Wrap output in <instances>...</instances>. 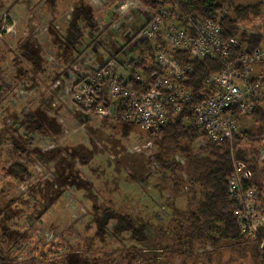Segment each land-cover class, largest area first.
<instances>
[{
    "label": "rangeland",
    "instance_id": "obj_1",
    "mask_svg": "<svg viewBox=\"0 0 264 264\" xmlns=\"http://www.w3.org/2000/svg\"><path fill=\"white\" fill-rule=\"evenodd\" d=\"M223 1L234 3V7L261 2L218 3ZM79 7L94 20L97 32L91 38L88 27L80 23L85 40L77 46L70 65L64 61L67 47L58 35H65ZM262 11L264 22V6ZM154 12L144 0H0V226H13L25 237L14 247L19 261L27 263L43 247L49 256L67 264H178L175 253L190 254L184 264H197V253L203 261L212 251L210 246L194 244V252L187 253L181 244V229L187 227L197 203L188 201L192 187L184 171L170 174L156 163L160 136H152L154 154L149 155L147 132L136 129L125 136L124 125L117 118L101 113H113L112 105L119 101L110 86L116 74L132 76L137 72L132 67L128 71L136 50L124 54V48L119 47L129 41V32L133 36L136 28L146 27V14ZM257 25H241L240 30L257 35ZM237 39L246 49L241 35ZM261 54L263 59L254 64L253 74L264 79V51ZM32 58H37L35 69L30 66ZM115 67L123 71L114 72ZM105 69L108 78L103 79L100 76ZM91 81L100 88L103 101L99 104L107 106L89 102L84 86ZM33 112L47 114L49 133L26 131ZM238 121L244 139L239 140L235 155L256 173L258 199L264 200L262 174L255 170L264 164V158L260 159L264 145L256 140L263 128L253 116H240ZM184 123L187 125L186 120ZM245 133L256 138L248 139ZM202 147L199 142L191 154L200 155ZM181 159L185 161L180 154L172 156L178 164ZM17 163L27 170L21 181L9 176L11 169L20 172ZM194 190L199 197L200 190ZM107 208L132 218L135 230L147 227L146 246L130 234L115 238V221L103 228L104 236L97 237L96 219ZM260 211L264 220V205ZM244 238L247 243L241 246L245 252L264 254L263 239ZM240 255L244 256L243 251L224 252L221 262L247 264Z\"/></svg>",
    "mask_w": 264,
    "mask_h": 264
},
{
    "label": "trees",
    "instance_id": "obj_2",
    "mask_svg": "<svg viewBox=\"0 0 264 264\" xmlns=\"http://www.w3.org/2000/svg\"><path fill=\"white\" fill-rule=\"evenodd\" d=\"M179 1L188 13L195 16L198 14L202 18L219 22L224 31L225 39H237L241 35V42L246 45V49L242 48V44L239 39H237L239 42L238 47L233 50V59L235 63H237L238 58H240L243 53L255 56L264 49V22L262 21L264 0H261V2L255 6L249 7H234V3L228 4L226 1L219 4L218 0ZM235 1L236 0H233V2ZM144 2L147 3L148 6L150 5L151 9L155 11H159L161 7L173 4L172 0H144ZM229 6H231V8ZM224 7H229L228 12H223ZM232 14L234 19L231 18ZM183 22L186 23V21ZM80 23H85V26L88 27L90 30L88 34L91 38H93L95 31L97 32V25L93 19H90L87 16L84 8H75L72 14V20L68 24L65 35H58L59 38H63V43L67 47L65 51L66 54H64V61L70 63V65H73L74 63L71 59L73 58V53L75 55L77 54V46H81L83 43L82 41L85 40L84 30L80 26ZM257 24L260 25V27ZM241 25L245 27H254V25H257L260 32L257 35H249L245 31L242 32L240 30ZM159 44L164 45L160 35H157L155 41L143 40L138 45L135 58L132 59L129 64L132 68L140 71V76L145 79V84L142 85V83H138L136 78L132 77L127 85H131L136 89L147 90L152 86L151 77L157 73H162L156 63V50ZM125 49L126 47L121 50L122 53L125 52ZM36 60L37 58H32V63L30 64L34 69ZM180 62L183 63L185 61L180 59ZM257 64L258 63H256V65ZM184 65L189 66V70L192 71L186 76L183 85L187 90L192 92L196 100L203 101L204 95L201 94L205 92L212 95L214 93V87L211 88L212 86L207 83V80L212 75L222 72L223 69L221 65L210 58L186 61ZM38 68L41 69L40 66H38ZM27 70L30 72L29 68ZM135 73L136 71L134 74ZM257 81L264 86V79L254 77L253 82ZM193 106L194 103L185 107L181 114L169 117L165 128H163L157 136H160L162 139V144L159 143L158 146H156L158 151L155 155L156 163H158L160 168H163L164 171L166 170L170 174H173L176 171H184V173L189 176L188 186H191L192 188L191 192L188 193L190 198H186V200L188 199V201L193 202L194 204L197 203L195 211H192L189 215L190 217L186 225L187 227L181 229V244L182 246L187 247V253L194 252L192 249L194 244L199 245L200 248H204L205 246L212 247V251L204 255L205 260L203 261L198 259L200 254L197 253V264H222V253L228 252L233 254V252H237V254H240L242 251L244 256L240 255V257L245 258L247 264H250L252 260L253 264H264V254L261 252L256 253L253 250H247L245 252V246H241L246 240L244 236H242L239 217L237 215L240 210V205L231 197L228 191V180L233 174V161L230 150L225 147L209 145L207 149L201 150L202 153L200 155L196 156L191 154L195 150V145L199 141V131L193 127L185 125L184 121H187L192 115L191 110ZM121 107L122 104H119L118 110L120 112L123 111ZM30 115V122L26 123L28 125L25 128L26 131H35V133H49L51 131V121L47 114L33 112ZM251 116H253L255 122L263 128L261 129V133H258L260 139L252 137V135L246 133L244 135L251 140L256 138L259 144L263 143L260 145H264V138H261V136L264 135V99L262 104L257 106L254 114ZM239 117L240 116L238 115L236 119L238 120ZM117 121L120 124L127 126H123L126 131L123 133L125 136H128L131 131H135L136 129L138 132H147L134 123L122 122L120 120ZM147 133L149 139L150 137L152 139L153 134L151 132ZM243 139H240V141ZM176 154H180L184 157V163L178 164L172 160V156ZM16 165L17 168L20 169V172L16 173L11 169L9 176L16 181L24 180L22 178L27 172L25 166L18 163ZM187 165L189 167H187ZM261 166L262 168L257 166L255 170L257 173L263 175L259 176L261 177V181H264V164ZM180 180L181 184L185 183L183 179ZM74 187L76 186L74 185ZM76 188L80 189L79 186ZM196 188L197 190H200V196L197 198L195 194L196 190H194ZM95 212H98L97 209H95ZM99 215L101 216L96 219L98 226L97 237L101 238V236H104L103 228H105L108 223L115 221L117 222L115 227V238H118V236L121 237V235L124 234H130L133 240L142 245H145V242L148 241L149 238L146 233L147 227L135 230V224L129 216H122L114 213L110 208L105 209ZM20 234V231L13 226H7L5 224L0 226V264L68 263L63 259H54L53 256H49L48 251L46 252L44 247L40 248L39 253L36 254L35 257L29 259L27 263L19 261L18 257L15 255L14 250L16 248L14 247H18L21 241L25 238ZM258 236L260 240H264V229ZM174 255H176L174 259H177V263L178 261L179 263L182 262L180 264L189 261L185 258L191 257L190 254L185 253H182V255L179 254L178 256L177 253H175ZM182 256L184 259L181 258Z\"/></svg>",
    "mask_w": 264,
    "mask_h": 264
},
{
    "label": "built area",
    "instance_id": "obj_3",
    "mask_svg": "<svg viewBox=\"0 0 264 264\" xmlns=\"http://www.w3.org/2000/svg\"><path fill=\"white\" fill-rule=\"evenodd\" d=\"M172 2L170 6L146 14L145 18L148 19L146 27L136 28L133 36L132 31L129 32L126 38L129 41L126 44H131L129 47L125 44L119 47V49L126 47L124 54L128 51H137L143 40L155 41L156 36L160 35L164 45L159 44L157 47L156 63L162 73L151 77L152 86L148 90L127 85L132 77L144 85L145 79L140 76V72L137 71L132 76L117 73L110 86L112 95L119 101L112 105L115 109L113 113L110 111L106 114L101 113L113 115L123 122L134 123L157 137L165 128L170 116L181 114L185 107L194 103L187 125L199 131L198 143L202 142L204 146L201 149L215 145L230 150L233 174L228 180V191L240 205L237 215L243 235L256 239L264 229V220H261L260 214L264 200L258 199V189L254 183L256 173L241 162L237 154L235 155L237 143L243 139L236 117L251 116L257 106L262 104L264 86L259 81L253 82V73L254 64L263 59L260 56L264 49L255 56L243 53L235 63L233 50L238 47L237 39H225L219 22L188 13L179 0ZM206 58L217 61L223 70L207 80L211 88L214 87V93L212 95L208 92L202 93L204 99L199 101L183 85L186 76L192 71L184 64L186 61ZM180 59L185 62H180ZM122 68L125 69L126 65L122 64ZM130 68L129 64L128 71ZM113 71L123 70H117L115 67ZM102 72L100 77L108 78L106 69ZM96 84L97 82L91 81L87 84L89 87L84 86V90L90 94L89 102L97 105L102 101V94L99 93L100 88H96ZM119 104H122V113L118 110ZM153 146L154 140L148 139L145 147L149 155L154 154ZM260 154L262 160L264 147L260 149ZM261 162H264V159ZM180 163H184V160L181 159ZM254 222L256 224L253 225Z\"/></svg>",
    "mask_w": 264,
    "mask_h": 264
}]
</instances>
